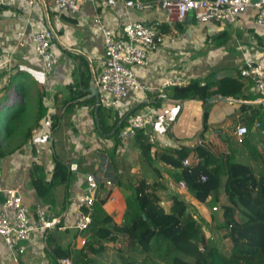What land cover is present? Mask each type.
Returning a JSON list of instances; mask_svg holds the SVG:
<instances>
[{
  "label": "crops",
  "instance_id": "crops-1",
  "mask_svg": "<svg viewBox=\"0 0 264 264\" xmlns=\"http://www.w3.org/2000/svg\"><path fill=\"white\" fill-rule=\"evenodd\" d=\"M256 14V9H248L238 26L223 23L202 25L197 23L192 14L184 23L173 25L166 20L165 12L158 7L147 12H137L124 7L99 10L94 7L91 0H88L80 13L74 17L60 13L51 0H35L31 7L14 4L0 8V122L12 125L11 131L0 132V146L2 145L7 153H11L0 163V185L21 192L24 206L30 210L31 217L35 218L36 209L43 207L47 210L49 218L57 220L53 230L37 231L33 234L27 243L26 253L19 258L21 264H59L51 247L54 245L67 247L75 240L76 231L72 228L73 212L78 198L85 191L86 181L83 175L95 172L99 154L109 155L111 164H114L113 167L116 166L113 163L115 156L113 149H106L110 148V141L100 140L96 131L97 122L92 111L93 105L85 103L90 99L96 102V98H92L93 81L97 84L105 62L103 35L94 23L95 18L100 17L103 24L118 37L122 36L123 27L130 21H141L146 25L159 24L162 32L168 31L177 36V43L169 51L150 54L149 68L134 69L139 78L147 79L152 84V89L149 94L132 91L128 99L131 110L136 106L144 109L146 106L158 104L157 90L164 78L182 77L188 83L192 79H204L210 75L236 77L240 75L245 58H251L264 67V28L256 25ZM48 22L60 36L66 31L71 32L75 43L69 48L56 44L58 64L52 73L45 76L44 82H41L44 73L40 58L29 40L25 42L24 47H18L16 34L19 31H26L28 34L42 31ZM63 25H66V29ZM83 81L89 82L88 88L82 85ZM72 91H81L87 96L74 99ZM41 94L43 98L50 100L46 104L42 98L49 114L36 126ZM100 97L102 100L103 96ZM66 101L68 103L65 105ZM180 104L172 103L169 107L173 110L174 122L167 134H159L161 138L158 143L159 149L177 147L172 134L178 139H187L186 145L197 142L202 131V104L197 101ZM211 105L209 119L211 133L218 134L221 128L232 140L234 128L229 117L238 110V107L233 106L236 104L230 105L225 102ZM55 118L59 120L57 127L53 129L52 121ZM22 121L25 128L19 125ZM112 123L113 120L108 121V125ZM36 127H39L38 133L33 135V139L40 135L52 134V146L38 144L30 146L27 145L28 142L25 143L28 129ZM259 132L264 134V131L253 128L250 140L254 145L263 147ZM41 146L44 149L43 153L35 155V149ZM19 147H22L23 154L20 153ZM117 154L119 156L115 157L116 163L122 171L124 180H131L133 174L140 173L137 165L141 162L140 151L135 142L128 143L127 149L120 147ZM54 157L66 162L71 168L73 161L76 160L77 172L74 173L75 177L68 187L62 185L54 191L57 201L55 209L51 210L41 205L39 176L32 178L31 171L34 166L41 167L40 176L48 181L54 169ZM238 160L256 167L252 161ZM160 169L166 185V189L161 191V196L168 202L175 194L170 191L168 185L167 172L171 167L160 162ZM115 195L116 203H104L102 199L98 201L93 216L102 217L108 214L113 216L117 223H122L126 203L119 186L115 189ZM180 196L183 199H190V204L195 208L197 215H202L209 221L211 215L209 207L198 203L191 192ZM3 199L4 196L0 194V203ZM49 236H52V240L55 239L52 243L48 240ZM0 264H16L12 262L2 236Z\"/></svg>",
  "mask_w": 264,
  "mask_h": 264
},
{
  "label": "trees",
  "instance_id": "trees-1",
  "mask_svg": "<svg viewBox=\"0 0 264 264\" xmlns=\"http://www.w3.org/2000/svg\"><path fill=\"white\" fill-rule=\"evenodd\" d=\"M167 34L176 36L175 33ZM82 85L88 88L89 82L83 81ZM72 93L74 99L87 96L81 91ZM42 96H39L36 126L49 114ZM214 97L260 102L233 105L238 110L229 117L231 124L240 123L249 129L243 144H238L235 138L231 140L221 128L220 133H211L209 119L212 105L209 100ZM170 98L182 105L192 101L202 104V131L193 145H186L187 139H178L171 133L177 147L160 148L154 155L144 131H139L134 141L140 151L141 163L156 176L151 181L141 173L133 174L131 180H124L115 158L119 156L117 151L123 145L117 126L122 120L125 126L127 119L141 106L131 109L126 119L114 121V114L101 103L98 111L100 128L97 123L95 127L100 140L110 141V148L106 149H113L115 155L113 163L117 168V184L126 203L124 219L119 224L108 214L93 216L92 224L86 232L79 233L75 230L72 244L67 247H51L56 259L72 258L75 264H96L95 257L102 255L108 247L119 248L121 241H127L136 256L150 259L154 264L155 259H160L165 264H264V146L254 145L250 140V132L256 123H261L259 130L264 131V93L256 91L254 85L240 75H210L204 79H192L184 86L173 88ZM67 103L68 101L65 105ZM85 103L93 105L96 121L95 100L90 99ZM58 120L55 118L52 121L53 129L57 127ZM109 120H113L112 125H108ZM11 129L10 123L0 122V132ZM33 129H28L25 143L32 139ZM114 131L116 132L112 134ZM259 135L263 138L261 132ZM18 149L21 154L24 153L22 147ZM10 154L0 146V161ZM238 159L252 161L256 167L238 162ZM185 160H189L190 164L185 166ZM160 162L175 169H169L167 173L175 181L185 183L198 203L211 208L218 207L216 212L211 209L209 221L202 215H197L195 208L178 194H173L168 202L163 200L161 191L166 189V185ZM41 171V167L34 166L31 177L39 176L41 205L54 210L57 201L54 191L62 185L68 187L75 174L69 164L57 157H54V169L48 181L41 178ZM203 177L206 178L205 181L202 180ZM163 201L165 205H162ZM211 229L228 243V252L219 245L210 243L207 230ZM79 236L87 238L83 247L77 246ZM48 240L52 243L55 239L52 240V236H49Z\"/></svg>",
  "mask_w": 264,
  "mask_h": 264
},
{
  "label": "built area",
  "instance_id": "built-area-1",
  "mask_svg": "<svg viewBox=\"0 0 264 264\" xmlns=\"http://www.w3.org/2000/svg\"><path fill=\"white\" fill-rule=\"evenodd\" d=\"M55 8L68 17L78 15L88 0H51ZM35 0H0V8L7 5L23 4L32 6ZM97 9H109L124 7L137 12H147L155 7L162 9L166 14V20L170 24H182L192 14L197 23L206 25L210 23H223L238 26L242 22V16L250 8L256 9V25L264 28V0H91ZM94 23L103 35L105 62L103 70L98 77L97 87L103 96L102 105L114 114L113 120L126 119L130 111L128 99L132 91L140 94H149L152 84L147 79L137 76L134 69L150 67V54L160 51H169L176 43L177 36L162 32L157 25H146L141 21H130L123 27L122 36L118 37L107 28L100 17H96ZM65 28L66 25H63ZM66 29V28H65ZM17 46L24 47L27 40L30 41L36 55L43 65L45 76L52 73L58 64L56 44L63 48H69L74 44L73 34L66 31L58 35L51 24L42 31L28 34L19 31L16 34ZM240 76L251 83L258 92L264 93V67L257 64L251 58H245L240 70ZM187 84L182 77L164 78L157 90V102L159 105H149L139 109L127 119L125 126L119 131V139L123 143L121 149H127V144L135 142L137 133L144 131L154 153L159 149L160 133L167 134L174 122L173 110L169 107L177 103L170 98L172 89ZM48 104L50 101L43 98ZM179 106V105H178ZM39 127L32 131V136L38 133ZM254 129H260L261 123H256ZM234 138L238 144H243L249 134L247 126L238 124L234 130ZM37 137V136H36ZM33 139V137H32ZM27 145L38 144L52 146V134L40 135ZM33 142V143H32ZM26 145V146H27ZM43 146L37 147V155L43 153ZM32 149V148H31ZM190 164L185 160L184 165ZM172 170H175L171 167ZM206 180L205 177L202 178ZM86 187L84 193L78 198L73 212L74 223L72 228L79 233L86 232L93 221L95 205L101 199L104 203H116L117 174L107 155L99 154L96 161V170L85 178ZM170 191L182 195L189 193L185 183L178 181L169 185ZM0 194L4 196L0 203V236L11 254L12 262L20 263V257L27 251V243L37 231H51L55 228L57 220L49 218L47 210L43 207L36 209L35 218L31 217L30 210L24 206L23 196L18 189H6L0 185ZM182 197V196H181ZM183 198V197H182ZM190 204V199H184ZM165 202H162V205ZM214 212L218 207H213ZM87 238L82 236L77 246L83 247ZM202 249V248H201ZM59 264H75L72 258H62Z\"/></svg>",
  "mask_w": 264,
  "mask_h": 264
},
{
  "label": "rangeland",
  "instance_id": "rangeland-1",
  "mask_svg": "<svg viewBox=\"0 0 264 264\" xmlns=\"http://www.w3.org/2000/svg\"><path fill=\"white\" fill-rule=\"evenodd\" d=\"M19 125L20 127H24V128L26 127L23 121L20 122ZM237 125H232V126H235L234 128H236ZM262 137L264 138V134H262ZM260 140L262 141V143H264V139L260 138ZM34 154L37 155L36 152ZM110 154L113 156L112 152H110ZM123 165H124V159L121 161L122 168H123ZM137 165L139 167L138 171H140V173L146 176L150 181L151 179L154 180L156 178L155 174L151 172L149 168H145L143 166V163L140 162ZM167 176L169 177L168 185L174 182H178V181H175V179L170 175V173H167ZM212 205H214L213 202H212ZM208 207H209L208 211H210L214 206L212 208L211 206H208ZM207 235L211 241L210 242L211 244H217L220 246V248H222V250H224L225 252H228V248H229L228 243L224 240H221L220 235L215 230H212V229L207 230ZM95 258H96L95 259L96 264H152L153 263L150 259H145V258L136 256L134 252L132 251V249L130 248L129 243L127 241H121L119 244V248L111 247V246L108 247L102 255L97 256ZM155 261H156L155 264H165L164 261H161L160 259H155Z\"/></svg>",
  "mask_w": 264,
  "mask_h": 264
},
{
  "label": "water",
  "instance_id": "water-1",
  "mask_svg": "<svg viewBox=\"0 0 264 264\" xmlns=\"http://www.w3.org/2000/svg\"><path fill=\"white\" fill-rule=\"evenodd\" d=\"M92 98H96V111H95V116H96V122H97V126L100 128V120L98 117V111H99V107L101 105V97H100V92L98 87L96 86V81H93V87H92ZM216 102H225L228 104H260V102H247V101H241V100H236V99H232V98H227V97H214L212 99L209 100V104H213ZM264 102V101H263ZM124 123V120H122L118 126H117V130L120 129L122 127ZM116 131H114L112 134H114ZM1 163V161H0ZM72 170L73 173L77 172V161L74 160L73 164H72ZM81 176V174H80ZM85 178L87 177V175H83Z\"/></svg>",
  "mask_w": 264,
  "mask_h": 264
}]
</instances>
